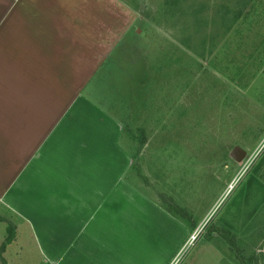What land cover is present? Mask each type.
<instances>
[{
	"label": "rangeland",
	"instance_id": "obj_1",
	"mask_svg": "<svg viewBox=\"0 0 264 264\" xmlns=\"http://www.w3.org/2000/svg\"><path fill=\"white\" fill-rule=\"evenodd\" d=\"M34 3L0 0V137L11 127L6 116L29 117L17 119L19 127L40 116L44 133L32 138L31 131L30 140L38 143L56 126L57 140L46 148L63 152L79 142L80 129L63 116L81 95L118 122V146L130 158L126 179L191 217L176 220L188 234L178 247L172 239V264H264V149L250 161L264 138V0H109L105 16L96 19L92 9L87 21L73 13L80 4L46 1L49 10L68 8L76 25H99L69 30L77 44L66 47L64 62L52 60L63 47L55 45V30L19 27L21 20L34 24L26 13ZM43 12L37 21L44 23ZM103 34L108 40L95 41ZM110 35L120 38L112 44ZM6 85L20 96H4ZM22 85L32 89L24 93ZM39 88L58 95L57 120ZM84 127L89 133L107 125ZM236 147L245 152L240 162L229 157ZM4 243L6 264H44L23 223L0 207Z\"/></svg>",
	"mask_w": 264,
	"mask_h": 264
},
{
	"label": "crops",
	"instance_id": "obj_2",
	"mask_svg": "<svg viewBox=\"0 0 264 264\" xmlns=\"http://www.w3.org/2000/svg\"><path fill=\"white\" fill-rule=\"evenodd\" d=\"M33 1L35 3L26 13L35 19L34 24L21 20L19 27L28 29L33 26L37 30L44 26L55 30V45L63 47L59 53L54 52L58 56L53 57L52 53V60L64 62L60 56L65 54L66 47L77 44L69 30L98 28L99 25H76L75 17L67 12L68 8L49 10L51 6L44 2L60 3L62 7L70 3L80 4V10L73 13L84 14L87 21V17L93 14L96 19L105 16L109 0ZM85 6L91 9L87 10ZM43 11L48 13L44 23L37 21L44 16ZM57 14L62 15V22L55 20ZM6 22L11 23L10 20ZM60 33L63 36H59ZM119 38L115 40L110 35L109 43L115 44ZM104 39L108 40L103 37V43ZM79 44L84 51V45L90 41ZM69 56L71 54L67 58ZM20 89L28 93L32 87L22 85ZM13 91L14 97L20 96L19 89L4 86V96ZM39 92L56 109V113L51 111V114L57 120L61 105L55 90L47 92L39 88ZM64 114L63 120L80 129V137L79 142L75 139L63 152L57 153L50 146L46 148L49 140H57L56 126L47 138L35 139L38 140L35 144L33 139L30 140L31 136L38 138L45 130V122L40 116L32 118L24 127L18 126L17 119L21 122L23 119L24 124V119L29 117L17 114L5 117L6 122L11 121V127L5 130L4 138L0 137V207L15 213L23 223L44 264H172L175 258L172 239L177 240V247L183 245L188 230L156 199L140 190L135 180L126 179V165L130 158L126 150L118 146L119 135L121 137V133L115 136L118 122L81 95L69 102ZM87 122L106 124L107 127L92 129L88 133L89 129L84 127ZM31 131L35 134L29 137ZM91 135H94L95 143H90ZM85 143L87 146L83 148ZM89 143L91 148H88ZM80 149L90 150L83 154L75 152L81 153Z\"/></svg>",
	"mask_w": 264,
	"mask_h": 264
},
{
	"label": "trees",
	"instance_id": "obj_3",
	"mask_svg": "<svg viewBox=\"0 0 264 264\" xmlns=\"http://www.w3.org/2000/svg\"><path fill=\"white\" fill-rule=\"evenodd\" d=\"M165 210L169 213V214H171L174 218H176V219H179V220H181L182 222H184V221H186V222H190L191 221V217L189 216V215H187L186 213H185V211H183L181 208H179V207H177V206H175V205H173L171 202H168L167 203V205H166V207H165ZM190 226V228H191V224L189 225ZM209 232V235H213V233H215L214 231H208ZM6 242H9L8 240L6 241ZM234 243L235 242H232V245H234ZM7 244V243H6ZM5 243L4 244H2L1 246H0V264H6V261L4 260V258H3V253H4V251H5V245H6ZM244 263V262H243ZM250 264V263H249Z\"/></svg>",
	"mask_w": 264,
	"mask_h": 264
},
{
	"label": "built area",
	"instance_id": "obj_4",
	"mask_svg": "<svg viewBox=\"0 0 264 264\" xmlns=\"http://www.w3.org/2000/svg\"><path fill=\"white\" fill-rule=\"evenodd\" d=\"M262 149H264V138H263V140H262V142H261V144H260L259 149H258L256 152H254V153L252 154V156H251V160H250L251 162H252V160L255 159V157L258 155V153H259ZM230 188H231V187H230ZM196 236H197V231L193 233V235L190 237L189 241H188V242L182 247V251H183L185 248H187L191 243H193V241L195 240Z\"/></svg>",
	"mask_w": 264,
	"mask_h": 264
},
{
	"label": "water",
	"instance_id": "obj_5",
	"mask_svg": "<svg viewBox=\"0 0 264 264\" xmlns=\"http://www.w3.org/2000/svg\"><path fill=\"white\" fill-rule=\"evenodd\" d=\"M229 157L235 162H240L245 157V152L236 147L231 151Z\"/></svg>",
	"mask_w": 264,
	"mask_h": 264
}]
</instances>
